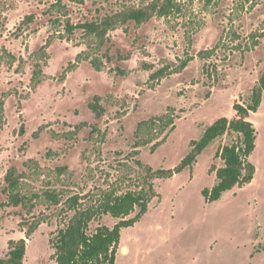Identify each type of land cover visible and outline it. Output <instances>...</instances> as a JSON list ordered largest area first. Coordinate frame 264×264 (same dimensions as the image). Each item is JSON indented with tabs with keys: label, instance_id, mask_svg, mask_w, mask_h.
Segmentation results:
<instances>
[{
	"label": "rangeland",
	"instance_id": "obj_1",
	"mask_svg": "<svg viewBox=\"0 0 264 264\" xmlns=\"http://www.w3.org/2000/svg\"><path fill=\"white\" fill-rule=\"evenodd\" d=\"M147 2L0 0V257L25 239L24 264H55L49 241L72 215V198L87 206L136 190L148 177L137 161L174 169L191 141L235 118V103L248 104L264 73V0H179L176 15L119 26L104 40L79 27ZM163 117L165 125L138 133ZM255 123L264 151V107ZM235 138L213 141L192 169L153 181L158 197L122 230L116 264H264V179L211 204L202 195L216 183L212 169L223 167L220 146ZM12 168L19 207L2 192ZM117 222L103 216L90 230Z\"/></svg>",
	"mask_w": 264,
	"mask_h": 264
},
{
	"label": "trees",
	"instance_id": "obj_2",
	"mask_svg": "<svg viewBox=\"0 0 264 264\" xmlns=\"http://www.w3.org/2000/svg\"><path fill=\"white\" fill-rule=\"evenodd\" d=\"M181 11L179 0H148L139 7H131L120 10L111 15H106L95 21L81 24L80 29L87 35H94L104 40L107 34L119 26L129 23L142 25L148 23L154 17H170ZM68 27H72L69 26ZM187 67V63L182 65ZM159 72L152 79L163 76ZM264 95V73L253 87L248 104L235 103L233 111L236 117L230 119L221 117L206 128L199 140L190 143L189 153L174 168L169 170H153L137 161L140 167L147 171V178L141 182L136 190L123 194L108 193L97 203L82 206L78 198H72V215L66 217L63 227L50 238L49 244L53 251L52 260L55 264H116L117 254L121 242L123 229L133 227L149 211V204L156 193L153 181L166 180L187 169H192L198 158L215 140L224 136L235 135L231 144L220 146L216 157L223 162V167L212 169L216 176V183L211 188L202 191L203 198L209 204L221 199L224 193L234 188H242L250 184L256 174L255 166L249 161L256 148L257 131L250 118L256 113L262 103ZM95 98L92 109L95 113H101V108ZM166 119L158 118L152 121L142 122L138 126V133L144 129H154L157 124L165 125ZM21 178L15 168L8 171L5 176V187L2 192L7 196V202L13 207L24 205L25 198L18 192ZM49 200L58 202L55 195L49 194ZM4 204H0V209ZM133 214L134 217L130 218ZM111 216L118 222L112 227L100 226L91 232L90 225L93 221ZM33 229L27 232V236L33 233ZM27 254L25 239L10 241L8 253L0 257V264H24Z\"/></svg>",
	"mask_w": 264,
	"mask_h": 264
},
{
	"label": "crops",
	"instance_id": "obj_3",
	"mask_svg": "<svg viewBox=\"0 0 264 264\" xmlns=\"http://www.w3.org/2000/svg\"><path fill=\"white\" fill-rule=\"evenodd\" d=\"M264 107V95H263V100H262V103H261V106L259 108V110L256 112V113H253L251 115V122L254 124L255 126V129L257 131V125L255 123V116L259 114V111L262 110V108ZM264 156V151H260L259 150V144H258V131H257V139H256V148L254 150V152L251 154L250 158H249V161L255 166L256 168V174H255V177L253 179V181L255 179H257L258 177L261 178L262 180L264 179V169L262 168L261 166V158ZM252 181V182H253Z\"/></svg>",
	"mask_w": 264,
	"mask_h": 264
}]
</instances>
